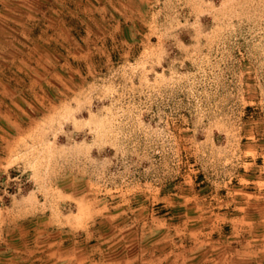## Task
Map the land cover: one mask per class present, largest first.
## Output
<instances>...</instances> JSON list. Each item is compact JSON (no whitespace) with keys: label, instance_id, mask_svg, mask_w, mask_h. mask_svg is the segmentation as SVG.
Instances as JSON below:
<instances>
[{"label":"rangeland","instance_id":"rangeland-1","mask_svg":"<svg viewBox=\"0 0 264 264\" xmlns=\"http://www.w3.org/2000/svg\"><path fill=\"white\" fill-rule=\"evenodd\" d=\"M0 264H264V0H0Z\"/></svg>","mask_w":264,"mask_h":264}]
</instances>
